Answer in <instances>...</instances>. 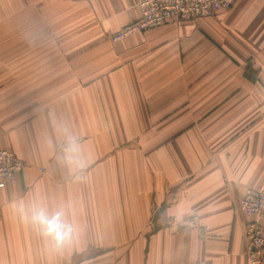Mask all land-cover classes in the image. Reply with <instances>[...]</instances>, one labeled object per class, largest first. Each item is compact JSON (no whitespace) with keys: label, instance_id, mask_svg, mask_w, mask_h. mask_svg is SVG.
<instances>
[{"label":"crops","instance_id":"0c3cea01","mask_svg":"<svg viewBox=\"0 0 264 264\" xmlns=\"http://www.w3.org/2000/svg\"><path fill=\"white\" fill-rule=\"evenodd\" d=\"M142 0H0V264H249L264 190V0L109 38ZM65 209L53 247L26 213ZM264 264V260H263Z\"/></svg>","mask_w":264,"mask_h":264},{"label":"built area","instance_id":"2783aa9c","mask_svg":"<svg viewBox=\"0 0 264 264\" xmlns=\"http://www.w3.org/2000/svg\"><path fill=\"white\" fill-rule=\"evenodd\" d=\"M237 0H142L137 5L138 18L112 35L117 43L123 39L162 27L169 23L194 22L220 11L233 8ZM25 164L11 152L0 149V189L14 180ZM239 206L248 217L245 229V256L249 264H263L264 260V190L246 189Z\"/></svg>","mask_w":264,"mask_h":264},{"label":"clouds","instance_id":"9594fccd","mask_svg":"<svg viewBox=\"0 0 264 264\" xmlns=\"http://www.w3.org/2000/svg\"><path fill=\"white\" fill-rule=\"evenodd\" d=\"M26 213L53 247L59 249L73 242L75 224L65 209L33 202Z\"/></svg>","mask_w":264,"mask_h":264}]
</instances>
